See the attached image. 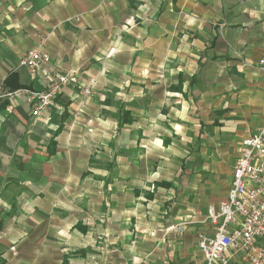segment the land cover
I'll use <instances>...</instances> for the list:
<instances>
[{
  "label": "crops",
  "instance_id": "obj_1",
  "mask_svg": "<svg viewBox=\"0 0 264 264\" xmlns=\"http://www.w3.org/2000/svg\"><path fill=\"white\" fill-rule=\"evenodd\" d=\"M40 34L50 71L98 81L49 120L23 92L45 72L19 67ZM263 58L264 0H0V264H202L264 124Z\"/></svg>",
  "mask_w": 264,
  "mask_h": 264
},
{
  "label": "built area",
  "instance_id": "obj_2",
  "mask_svg": "<svg viewBox=\"0 0 264 264\" xmlns=\"http://www.w3.org/2000/svg\"><path fill=\"white\" fill-rule=\"evenodd\" d=\"M46 43L47 37L40 34L39 46L21 58L19 67L31 74L45 72L49 83L46 90L24 89L23 92L31 102L32 116L49 120L53 109H57L60 116L64 114L58 108L64 87H77L81 106L85 107L98 81L91 79L88 84H82L76 70L50 71L51 57L44 50ZM259 67L264 72V58L259 61ZM21 92L8 93L5 97L15 98ZM205 222L211 224L213 232L199 236L202 264H264V124L243 141L241 155L233 167L228 197L218 209H208ZM187 223L176 225L170 231H183Z\"/></svg>",
  "mask_w": 264,
  "mask_h": 264
},
{
  "label": "trees",
  "instance_id": "obj_3",
  "mask_svg": "<svg viewBox=\"0 0 264 264\" xmlns=\"http://www.w3.org/2000/svg\"><path fill=\"white\" fill-rule=\"evenodd\" d=\"M16 77H17L16 75H13V76H11V77L9 78V80L6 81V85L9 86L11 90H14V88L11 87L10 81L13 80V79H15ZM20 88H21V85H18L15 89H20ZM124 114H125L126 116L129 115V113H126V112H125ZM127 121H129V120H126V122H127ZM119 126H120V128H121L123 125H121V123H120Z\"/></svg>",
  "mask_w": 264,
  "mask_h": 264
},
{
  "label": "rangeland",
  "instance_id": "obj_4",
  "mask_svg": "<svg viewBox=\"0 0 264 264\" xmlns=\"http://www.w3.org/2000/svg\"><path fill=\"white\" fill-rule=\"evenodd\" d=\"M202 233H204V232H202ZM150 235L155 237L157 234L154 232V233H151ZM199 236H200V234H199ZM198 241H199V238H198ZM198 241H197V243H198Z\"/></svg>",
  "mask_w": 264,
  "mask_h": 264
}]
</instances>
